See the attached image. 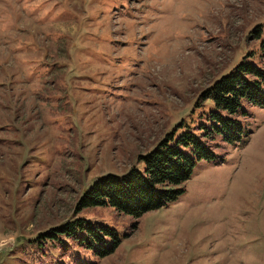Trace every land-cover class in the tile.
<instances>
[{"label": "rangeland", "instance_id": "374dc122", "mask_svg": "<svg viewBox=\"0 0 264 264\" xmlns=\"http://www.w3.org/2000/svg\"><path fill=\"white\" fill-rule=\"evenodd\" d=\"M261 37L264 0H0V236H16L0 264H264L261 106L243 102L247 137H217L224 161H197L168 205L139 218L78 205L197 125L245 56L264 67ZM78 219L113 227L115 249L55 231Z\"/></svg>", "mask_w": 264, "mask_h": 264}, {"label": "trees", "instance_id": "16d2710c", "mask_svg": "<svg viewBox=\"0 0 264 264\" xmlns=\"http://www.w3.org/2000/svg\"><path fill=\"white\" fill-rule=\"evenodd\" d=\"M257 38H260L258 34ZM259 47L264 58V38ZM206 100L212 107L202 112L201 120L192 125L183 120L148 153L141 157L143 170L131 167L124 174L108 173L95 179L79 201V208L109 206L126 215L139 218L144 213L175 201L185 191V182L199 160L223 162L212 142L219 137L236 146L247 137L239 116L246 114L243 102L264 107V67L245 56L228 73L220 76L206 90ZM88 247L98 244L100 255L113 251L119 242L116 230L110 225L78 219L55 231L65 236L75 235ZM57 233L53 235L59 236ZM84 237V238H82ZM106 238H112L110 248ZM82 241V242H83Z\"/></svg>", "mask_w": 264, "mask_h": 264}, {"label": "clouds", "instance_id": "9594fccd", "mask_svg": "<svg viewBox=\"0 0 264 264\" xmlns=\"http://www.w3.org/2000/svg\"><path fill=\"white\" fill-rule=\"evenodd\" d=\"M15 241H16L15 234H9L7 236H0V250L8 246L9 244L14 245Z\"/></svg>", "mask_w": 264, "mask_h": 264}]
</instances>
